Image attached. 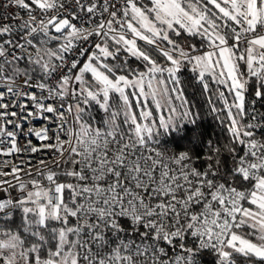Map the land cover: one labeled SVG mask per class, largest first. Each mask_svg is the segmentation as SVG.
Wrapping results in <instances>:
<instances>
[{"label":"snow or ice","instance_id":"obj_1","mask_svg":"<svg viewBox=\"0 0 264 264\" xmlns=\"http://www.w3.org/2000/svg\"><path fill=\"white\" fill-rule=\"evenodd\" d=\"M186 67L228 121L203 171L152 146ZM259 101L264 0H0V264H264Z\"/></svg>","mask_w":264,"mask_h":264},{"label":"trees","instance_id":"obj_2","mask_svg":"<svg viewBox=\"0 0 264 264\" xmlns=\"http://www.w3.org/2000/svg\"><path fill=\"white\" fill-rule=\"evenodd\" d=\"M178 39L182 43L185 42L183 36ZM195 42L198 43V41ZM152 54L161 64L165 63L164 59L158 54L155 52ZM130 64L134 69H143V64L135 59L130 60ZM179 76L182 81L179 87L183 91L184 97L188 101L187 107L192 113L189 118L191 122L183 121L180 117H177L175 119L177 125L174 128L170 127L167 131L159 129V122L156 118L157 110L150 104L149 109L156 118L155 121L158 128L154 136L155 144L152 146L166 152L168 155H178L181 152H187L190 162L203 171L210 163L207 157L213 155V148L222 149L229 142V133L226 131L228 127L227 117L216 96L215 85L211 86L209 92H205L188 67L182 69ZM251 99L252 97L250 96L249 100ZM210 100L211 103L209 102ZM213 105L220 109L219 113L211 110ZM254 108L258 113L264 112V101L257 102ZM258 131L260 135L264 136V129H259ZM223 159L227 161V154H223ZM61 179L64 178L61 177ZM179 243L181 242L177 241L174 248L166 246L169 247L170 254L180 251ZM182 243L186 248H193V264L214 263L217 257L214 249L208 248L196 251L198 242L190 235L186 236Z\"/></svg>","mask_w":264,"mask_h":264},{"label":"built area","instance_id":"obj_3","mask_svg":"<svg viewBox=\"0 0 264 264\" xmlns=\"http://www.w3.org/2000/svg\"><path fill=\"white\" fill-rule=\"evenodd\" d=\"M41 123H43V122L42 121H33V124L36 126H39ZM40 158H44L45 160H48L49 159V153L47 151H45V152H41L37 155H27L26 154L23 156V159L30 161V163H32V164L37 163ZM0 195H3V193H0ZM217 259H218V257H216V259L214 260V263H212V264H217ZM238 264H239V262H238Z\"/></svg>","mask_w":264,"mask_h":264},{"label":"rangeland","instance_id":"obj_4","mask_svg":"<svg viewBox=\"0 0 264 264\" xmlns=\"http://www.w3.org/2000/svg\"><path fill=\"white\" fill-rule=\"evenodd\" d=\"M173 95H175V94H173ZM175 103H176V104H179V101H175ZM149 110H150V109H149ZM181 112H182V109H181ZM160 115H163V116L167 119L170 115H172V113H170V112L168 111V109L165 107L163 110H157V113H156L157 121H158V118H159ZM177 117H180L179 114H177V115H175V116L173 117L174 120H175ZM156 118H155V116L152 117L153 120H156ZM156 123H157V122H156Z\"/></svg>","mask_w":264,"mask_h":264}]
</instances>
